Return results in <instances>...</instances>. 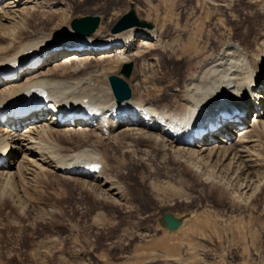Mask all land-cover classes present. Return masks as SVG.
Returning a JSON list of instances; mask_svg holds the SVG:
<instances>
[{"label": "bare ground", "instance_id": "bare-ground-1", "mask_svg": "<svg viewBox=\"0 0 264 264\" xmlns=\"http://www.w3.org/2000/svg\"><path fill=\"white\" fill-rule=\"evenodd\" d=\"M75 5L74 0H0V114L35 98L42 105V111L27 120L0 124V156L8 160L0 168V215L8 205L15 213H24L31 190L27 188L46 178L47 172L89 179L108 198L125 203V187L110 172L115 165L124 167L126 158L134 168H164L165 179L173 175L170 170L181 167L210 186L237 184L239 193L234 194L249 203L264 181V0H248L250 11L237 21L243 30L231 33L224 26L230 34L214 39L213 47L208 43L199 47L189 40V48L201 53L203 60L192 58L184 65L176 58L181 62L176 66L178 76L167 75L165 92L149 89L146 70L162 69V59L176 60L170 55L175 40H167L160 29L133 28L114 35L101 25L94 34L80 37L69 22L74 20ZM78 47L84 51L77 53ZM108 59L115 64L136 60L140 65L137 94L132 93L131 100L117 104L104 63ZM31 62L39 67L30 70ZM163 96L171 101L163 104ZM252 99H262L258 116L248 117L241 129H226L228 139L193 141L191 127L211 121L224 108L246 106ZM251 109L248 115L256 113ZM73 113L89 119L78 118L75 126L57 124L59 115ZM105 142L111 146L98 145ZM108 152L124 157L112 154L109 161ZM97 164L102 166L98 174H69L71 169ZM2 221L0 216V229L5 227ZM149 234L146 229L131 230L123 235L125 245ZM54 236L36 244L29 255L37 259L39 249H44L53 258L56 249L60 251ZM12 258L1 257L0 263L8 264ZM16 258L24 264L20 254Z\"/></svg>", "mask_w": 264, "mask_h": 264}, {"label": "rangeland", "instance_id": "rangeland-1", "mask_svg": "<svg viewBox=\"0 0 264 264\" xmlns=\"http://www.w3.org/2000/svg\"><path fill=\"white\" fill-rule=\"evenodd\" d=\"M74 2L78 3L75 5L78 8L71 13L74 19L98 16L101 26L109 28L110 32L134 4L141 21L153 24V30L160 29L167 40H175L170 55L184 65L192 58L199 62L203 60L201 53L195 54L196 51L189 48V40H194L199 47L208 43L211 48L214 41L230 34L223 29L224 26L231 33L243 30L237 21L244 19L250 11L248 0ZM161 61L162 69L152 70L150 66L152 69L148 67L151 71L147 69L146 75L149 89L165 92L167 75L178 76L176 66L181 62L177 59ZM132 62L135 70L127 82L134 95L137 94L141 69L136 60ZM104 63L111 77L119 76L122 66L128 62L115 64L108 59ZM164 97L163 104L171 101ZM70 139L75 143L82 142V138ZM98 145L111 146L106 142ZM112 154L108 152L109 161L113 160ZM113 155L124 157L117 152ZM125 160L124 167L118 169L115 165L110 172L117 174L118 181L125 187L123 192L126 191L127 202L121 204L115 198L109 199L89 179L67 176L65 179L64 175L51 172L46 173L49 174L46 178L37 179V184L27 188V191L31 189L26 194L30 202L27 201L24 213H15L17 210L9 205L1 212L5 227L0 229V249L3 248L0 258L5 260L6 256L12 255L14 262L9 259L13 263L8 264H19L16 261L19 254L24 264H264L263 177L259 181L262 182L259 191L248 203L246 199L236 197L237 184L224 182L217 184L218 187L210 186L181 167L170 170L173 175L165 179L164 168H134L129 158ZM168 213L187 218L179 232L172 233L161 226L162 216ZM138 229L149 230V237L144 240L136 238L126 246L128 242L123 235ZM52 234L58 239L55 248L60 251L56 249L54 257L50 258L48 251L39 249V257L33 259L29 255L32 248Z\"/></svg>", "mask_w": 264, "mask_h": 264}, {"label": "water", "instance_id": "water-1", "mask_svg": "<svg viewBox=\"0 0 264 264\" xmlns=\"http://www.w3.org/2000/svg\"><path fill=\"white\" fill-rule=\"evenodd\" d=\"M101 25V18L98 16H87L80 19H74L71 28L76 35L87 37L94 34ZM133 28H146L152 30L153 24L141 21L135 9V5H130V10L126 13L112 28L111 33L116 35L128 31ZM134 64L126 63L122 66L121 76L109 77V82L118 104L131 100L132 90L128 84V80L132 77ZM186 218V217H185ZM185 218H177L172 214H165L161 219V226L170 232H177L183 225Z\"/></svg>", "mask_w": 264, "mask_h": 264}]
</instances>
